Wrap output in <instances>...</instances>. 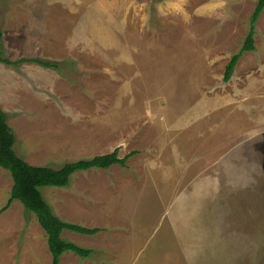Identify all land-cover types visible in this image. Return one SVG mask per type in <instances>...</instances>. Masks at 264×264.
I'll use <instances>...</instances> for the list:
<instances>
[{
	"label": "rangeland",
	"instance_id": "rangeland-1",
	"mask_svg": "<svg viewBox=\"0 0 264 264\" xmlns=\"http://www.w3.org/2000/svg\"><path fill=\"white\" fill-rule=\"evenodd\" d=\"M257 0H0V107L14 149L59 168L118 149L125 166L41 187L61 234L93 250L60 264H264V9ZM34 59L51 61L46 67ZM12 186L0 167V209ZM18 200L0 211V264H50Z\"/></svg>",
	"mask_w": 264,
	"mask_h": 264
},
{
	"label": "trees",
	"instance_id": "trees-1",
	"mask_svg": "<svg viewBox=\"0 0 264 264\" xmlns=\"http://www.w3.org/2000/svg\"><path fill=\"white\" fill-rule=\"evenodd\" d=\"M264 9V0H257L249 17V26L247 33L239 49L230 56L223 73V81H228L233 74L236 63L244 52L255 49L254 34L255 23ZM20 60H11L5 56L2 46V30L0 28V62L7 65H14ZM46 67H57L56 63L46 60L34 59ZM15 134L7 123V118L0 107V167L9 171L12 186L10 188L7 203L0 211L7 208L12 200H18L23 207L32 212L40 227L46 235L47 246L51 255L50 264H60V256L64 252L86 258L92 254L91 248L77 245L76 243L61 237L64 230L76 232L84 235H95L101 231L98 227H86L76 223L64 221L57 217L49 204L42 196L41 187L66 186L70 176L76 171H83L90 168L107 169L108 167L119 164L125 166L127 159L133 153H128L123 157L118 155V149L100 155H94L89 159H78L72 162H66L59 168L50 166L32 165L17 155L14 149Z\"/></svg>",
	"mask_w": 264,
	"mask_h": 264
}]
</instances>
